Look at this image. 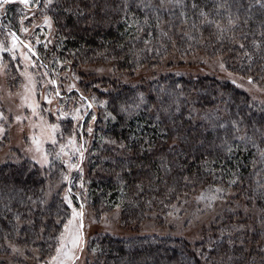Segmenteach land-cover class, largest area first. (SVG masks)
Returning a JSON list of instances; mask_svg holds the SVG:
<instances>
[{"label": "trees", "instance_id": "trees-1", "mask_svg": "<svg viewBox=\"0 0 264 264\" xmlns=\"http://www.w3.org/2000/svg\"><path fill=\"white\" fill-rule=\"evenodd\" d=\"M59 2L55 0L54 4ZM107 2L109 7L104 11L84 9L91 14L79 19L76 15L62 17L64 28L55 24L63 41L58 48L66 58L82 65H109L115 73L127 76V82L111 76L98 79L106 90L98 92L97 99L107 103L100 109L96 122L98 136L95 134L94 146L85 157L86 162L82 163L86 169L83 188L86 197L82 194L80 199L85 197L88 207L99 213L120 208L123 228L92 236L96 253L90 264H212L213 261L229 264L228 256L239 258L241 255L245 257L244 264H262L264 222L261 209L264 205L247 203L246 190L249 186L256 187L253 183L254 164L257 168H264L260 161V152L264 151V98L263 93L257 94L243 83L249 73L240 71V66L247 61L241 59L243 53L235 45L244 43L245 51L254 54V67L264 64V10L256 6V0H242L244 8L253 5L251 19L235 29V41L219 42L211 35L213 29L207 27L198 28L200 35L193 41L183 35L194 31L191 28V20L195 19L191 11L193 0H183L188 6L183 9L190 18L187 24L181 23L182 9L178 7L166 5V11L157 14L154 8H137L141 0L134 3L127 0L131 9L125 18V13L117 8L125 0H115V4L112 0ZM146 2L158 5L159 0ZM96 3L103 7L105 0H96ZM195 3L205 11L215 7L214 0H195ZM157 15L160 17L159 27ZM245 15L241 11L242 20ZM53 18L55 21V16ZM137 23L140 31H137ZM162 32L167 35H162ZM241 32L246 39L239 38ZM145 40L149 41L147 45ZM254 42L261 45V51H256ZM197 51L226 57L228 72L191 74L178 69L175 63H169L173 57L180 60ZM252 74L262 75L259 72ZM254 83L264 86V78ZM140 94L145 97L148 108L141 107L131 114L120 111L126 102H138ZM158 97L164 101V108L174 105L170 114L157 111ZM176 106L179 111H176ZM109 113L115 119H106ZM157 115L160 116L159 121ZM233 121L238 122L240 131L237 135L247 134L255 140V145L251 141L237 142L231 152L223 146L225 138L228 143H233ZM220 124L228 126L227 132L218 128ZM110 140L116 143H107ZM121 143L128 147L121 149ZM174 143L177 145L175 150L171 147ZM235 174L242 178L243 187L237 185L228 189L227 182L235 179ZM75 176L80 179V173ZM181 176L193 177L197 182L194 186H185ZM176 180L180 181L178 185L174 183ZM47 181L41 179L40 171L31 162L0 166V189L4 185H14L32 195L29 189L38 191L42 186L47 187ZM215 187L240 195L231 197V202L224 204L219 218L200 239L192 241L180 236L139 231L138 226L143 221L152 217L162 220L172 214L173 206L176 209L190 202L198 192ZM170 188H176L175 195L168 192ZM61 198L56 194L48 198L52 214L44 217L49 225L44 233L45 240H48L50 232L58 235L63 228V224L55 225L54 221L60 218L66 221L70 216L69 209L61 207ZM24 204L19 197L13 201V211L25 214L22 217L25 230L21 236L27 231L29 218ZM226 208L232 211H223ZM65 210L68 216H65ZM0 215H3L2 211ZM33 218L38 230L39 213ZM241 228L243 230H239ZM0 229L4 232L10 230L6 222L0 223ZM13 242L17 247H25L22 240ZM27 248L35 249L37 256L44 259L54 251V247L49 250L48 243L40 242L29 243ZM10 251L0 239V261L3 264H10L7 260ZM26 254L28 257L33 255L31 251H26ZM16 262L22 263L21 260ZM233 264H236L235 260Z\"/></svg>", "mask_w": 264, "mask_h": 264}, {"label": "snow or ice", "instance_id": "snow-or-ice-1", "mask_svg": "<svg viewBox=\"0 0 264 264\" xmlns=\"http://www.w3.org/2000/svg\"><path fill=\"white\" fill-rule=\"evenodd\" d=\"M41 2L43 4L42 8ZM132 2L134 3L135 0H132ZM16 3L23 5L24 9L29 10L27 12H24L22 10L20 14V20L18 21L21 25V27L19 28L20 33L29 32V28L23 26L25 20H28L30 22H33L35 20L36 12L32 11V8L40 10L43 14V24H34V30L41 29L43 27H47L51 30L53 28V23L60 25V28H64L66 26L61 23L62 17L67 18L71 17L72 15H76L79 19L91 14L90 12H85L84 9L104 11L109 7L107 0H105L103 7H101L100 4H97L96 0H60L59 3L55 4L54 0H0V17H6L8 7ZM112 3L115 4V0H112ZM214 4L215 7L213 10L205 11L203 8H200L197 3H195V0H193L191 4V11L194 13L195 19L191 20V28L194 31L191 34L183 33L185 37H187L189 40L195 41L197 36L200 35L197 29L201 27H207L213 29L211 35L214 36L215 39L219 42H223L224 40H236L235 29L241 24H247L248 20L251 19L250 13L253 5L249 4L247 8H244L242 0H214ZM166 5L181 8V23H189L190 18L188 16V12L183 10L186 9L188 6L183 3V0H159L158 5H153L146 2V0H141V2L136 5V7L143 8L146 10L154 8L156 13L159 14L161 12L166 11ZM256 6H258L261 10H264V0H256ZM233 7L235 8V11H233ZM117 8L120 11H123L125 13V18H127V13L131 9V4L128 3L127 0H125V2L118 5ZM197 9H199L198 12L196 11ZM241 11H244L246 13L243 20L241 19ZM47 12L53 13V16H55V21L53 20V16L45 14ZM217 17H219V19ZM133 19H135V17H133ZM156 21L157 27H159V15H157ZM145 23H147V21H145ZM10 27L11 20H9L8 24H5L3 23V21H0V34H2L3 37L0 38V57H2L4 53H9L11 54V59L16 60L18 58V49L26 50L19 52V56L25 61H27V64L25 65V70L20 73V75L23 76L24 80L26 81L23 84L25 95L22 97V100L24 107L31 110L32 116L37 117L39 123L31 124V127L35 131H33L30 137H26V139L30 140L31 143L29 147L24 149V151L25 154L28 156V159L31 161L33 167L40 171L41 179H48L49 184L47 185V187L42 186L38 191L29 189L28 191L32 192V195H27L23 189L18 190L14 185H4L3 188L0 189V211H2L3 213V215H0V223L6 222L8 228L10 229L6 232L0 229V239H3L4 247L7 250H11V252L13 253L21 251L20 248L16 246V243L13 242V240L16 242L22 240L24 242L26 251H32L31 249L27 248V245L29 243H48L49 250L54 247V253L50 255V257L47 259H44L41 256H35L34 258L36 260H42L43 264H77V262L80 260V256L84 252V204L81 203L79 205V208L81 209L80 211H78L77 207L73 205V196H75L77 199H80V194L72 193V181L69 175L65 174V169L67 171L75 169L78 173H80L81 183L79 184V188L83 189V170L81 165L85 158V152L88 151V149L86 148L88 141L84 140L83 138L85 134L84 123L86 122V117L88 115H91L92 121L96 120V116L87 111V109H90L92 107V104L87 102V98L80 94L75 88V85L73 84L67 89V92H77V94L80 96V102L84 104V107H76L72 112H64L63 108H58L56 110L58 113V119L71 116V119L76 122L72 134L68 136L66 143L61 142V140L63 139L62 133L59 134L61 136V139H57L59 124H49L44 120L42 115H38V110L39 112L47 111L49 114H52V111L51 108H43L39 102L33 99V96L36 95V87L39 81L34 80L32 74L26 70L28 67L36 68L38 66L43 68L45 66L42 63L37 65L36 62L32 60V57L37 56V53L33 50L31 43H26L24 40H21L19 35L17 34V31L9 30ZM136 27L137 31L141 30L139 23H137ZM161 34L167 35V33L163 32ZM148 35L151 36V33H148ZM66 38L67 35L64 37V39ZM135 38L137 37H134V39ZM239 38L241 40H244L246 39V35L241 32ZM50 42L51 41H47L45 43V48H47V44ZM37 43L39 44L40 41L37 40ZM58 43L62 44L63 41L60 40L58 41ZM144 43L145 45H147L149 41L145 40ZM235 46L238 47L243 53L241 59L247 61V64H241L240 71L249 73V75L247 76L248 83L253 84L255 80L264 78V64L254 67V65H256V58L253 53L245 51V44L239 43ZM253 47L256 49L257 52L261 51V45L259 43L254 42ZM0 62H2V60H0ZM53 62H57L55 61V58ZM61 66L63 67L62 64ZM220 67L223 69L225 67L224 63H220ZM16 68L17 70H19V65H17ZM254 72H259L262 75L254 76L252 74ZM48 77L49 72L45 71L41 74L40 81H43L45 84L54 87L55 89L54 96L51 93L43 96V102L47 105H51L53 99L63 100L64 97L59 90V86H57V81ZM41 86H43V84ZM94 99L95 98L93 97V100ZM137 99L138 102H126L120 107V111L127 114H131L140 109L141 107H149L143 94H140ZM157 101L159 105V107H157V111L162 114H170V109L174 105L170 104L167 108H164V101L159 97L157 98ZM176 111H179L178 106H176ZM109 117H111L110 113L105 118L107 119ZM111 118L115 119V117ZM9 119H11V121L14 123H22L23 121L27 120L28 117L23 115L6 117L4 115V112L0 111V134H3L5 132V125L8 124ZM156 119L157 121H159L160 116L157 115ZM218 128L223 129L225 130V132H227L228 126L220 124L218 125ZM231 128L233 130V143H228L227 138H225L223 141V146L226 147L229 152L232 151L233 144L237 142L245 143L247 141H251V143L255 145V140H252L250 137L247 136V134L242 136L237 135L240 131L238 122H231ZM21 131H23V128H21ZM86 133L88 136L92 135L93 127L91 123H88ZM133 139L135 138L133 137ZM107 143L115 144L116 141L110 140L107 141ZM148 143L150 144L151 141H148ZM45 145H50L52 150L49 151L48 148L45 147ZM119 147L121 149H125L128 146L121 143ZM171 147L173 148V150H175L177 145L174 143ZM260 161L262 164H264V151L260 152ZM57 162H59V168H57ZM253 168V176L255 177L253 183H255L256 187H248V189L246 190L248 193L246 197V202L249 204H255L258 202L264 205V175H262V173H264V168H257L255 164ZM165 171H170V169H165ZM56 172H59L60 180L59 183L53 184L51 183V180L52 177L56 175ZM209 172H211V169H209ZM45 173H47V176H45ZM235 175V179L229 180L227 182L228 189L237 185L243 187L242 178L239 176V174ZM181 179L183 180L185 186H188L190 184L194 186L197 182L196 179L190 176H181ZM64 182H67L68 188L65 195L61 198V207L66 206V209H71V215L68 216V212L67 210H65V216H68L67 220L65 221L63 218H60L54 221L55 225L63 224L62 230L59 231L58 235L50 232L48 240H45L44 233L46 230H48L49 225L47 223V220L44 219V217H50L52 214L50 211L51 206L48 203V198L51 196L53 188L55 187L56 189H59V187L62 186ZM157 182H159V178L157 179ZM174 183L178 185L180 181L176 180ZM228 189H225L223 187L209 188L206 192H202L200 196L197 197V202H203L205 208L209 209L213 208V206L217 202H221L224 204L230 203L231 197L240 194L231 193L230 191H228ZM140 190L143 191V189ZM168 192L171 195H175L176 188H170L168 189ZM56 194L59 195L58 190ZM18 197L19 201L25 202L24 206L28 209L27 216L29 218L26 221L27 231H25V234L23 236H21L20 233L25 230L22 222V217L25 214L13 211V201H16ZM173 207L174 210L179 211V209H175V206ZM237 207H239V205H237ZM223 211H232V209L226 208L223 209ZM37 212L39 213L40 225L38 230L36 219L33 218L35 217ZM59 212L60 208L57 209L58 216ZM169 215H171V213H169ZM9 217H12V219L9 220ZM261 219L262 222H264V208L261 209ZM239 230L243 229L241 228ZM229 243L231 244L232 241L229 240ZM241 248L243 249V244L241 245ZM40 251H43V249H41ZM93 252H95V249H93ZM205 259L207 260L208 258L206 257ZM234 260L236 261V264H244L245 257L244 255H241L239 258L228 256L229 264H233ZM0 264H3V262L0 261ZM212 264H216V262L213 261ZM262 264H264V262H262Z\"/></svg>", "mask_w": 264, "mask_h": 264}, {"label": "rangeland", "instance_id": "rangeland-1", "mask_svg": "<svg viewBox=\"0 0 264 264\" xmlns=\"http://www.w3.org/2000/svg\"><path fill=\"white\" fill-rule=\"evenodd\" d=\"M42 7L43 4L41 2V8ZM22 10L24 12L29 11L28 9H24V6L19 3L13 4L8 7L7 16L0 17V21L8 24L9 20H11V27L9 30H16L22 40L27 43L30 42L33 50L37 53V56H33L32 60L35 61L37 65L42 63L45 66L43 68L38 66L36 68L28 67L26 69L32 74L34 80L39 81L36 87V95L33 96V99L39 102L43 108H51L52 111V114H49L47 111L39 112L38 110V115H42L44 120L49 124H59L57 139H61L59 134L62 133L63 139L61 142L66 143L68 136L72 134L76 122L71 119V116L58 119V113L56 110L58 108H63L64 112H72L76 107H84V104L80 102V96L77 92H67V89L74 84L78 92L87 98L88 103L92 104V107L87 109V111L96 116V120L92 121L91 115H88L86 117V122L84 123L85 134L83 138L88 141L86 145L88 151L85 152L86 157L88 152L91 151V147L94 146V141L96 139L95 134L98 136L96 122L100 109L104 108L105 103L104 100L97 99L98 92L106 90L103 83L98 81V79L111 76L113 79L117 77L116 79L125 82L127 76H121L122 73H115L109 65H95L89 63L82 65L77 62H73L70 58H66V56L62 54L58 48V41L62 40V35L60 36L59 33H57L55 23H53V28L51 30L47 27L34 30V24H43V14L38 9H31L36 12L35 20L33 22L28 20H25L24 22L23 26L28 27L29 32L20 33L19 28L21 25L18 21L20 20ZM45 14L52 16L50 12ZM0 38H3L2 34H0ZM37 40L40 41L39 44L37 43ZM47 41L51 42L48 43L47 48H45L44 45ZM20 51L26 50L18 49V58L16 60H12L11 54L9 53H4L2 57H0V60H2V62H0V111H3L6 117L23 115L28 117V119L22 123H14L11 119H9L8 124L5 125V132L0 134V166L8 163L19 165L25 161L31 162L24 151V149L29 147L31 143L30 140L26 139V137H30L33 131H35L31 127V124L39 123L38 118L33 117L31 110L25 108L23 104L22 97L25 95L23 84L26 81L20 73L25 70L27 61L19 56ZM54 58L55 61H57L56 63L53 62ZM172 59L174 60L169 61V63H175L174 65H176L178 69L191 74H225L228 72V59L224 56L215 57L205 52L197 51L187 55L184 59L179 60L177 57H173ZM220 63H224L225 67L223 69L220 67ZM17 65H19V70L16 68ZM45 71L49 72L48 78L55 79L57 81V86H59V90L64 97L63 100L53 99L51 105H47L43 102L44 95H48L49 93L53 96L55 95L54 87L48 86L43 81H40V76ZM243 83L255 93H263L262 98H264V86H261L258 83L249 84L246 80ZM42 84L43 86H41ZM200 93L205 94L206 92ZM93 97L95 98L94 100ZM88 123H91L93 127V133L91 136H88L86 133ZM21 128H23V131H21ZM45 147H47L49 151L52 150L50 145H45ZM83 162H86V158H84ZM81 167L83 170L84 183L86 169L82 165ZM65 174L69 175L72 181V193H79L80 198L83 195L86 197V191H84L85 189L79 188L81 179H76L77 177L75 175H77V170L73 169L71 171H67L65 169ZM59 180L60 174L58 173L52 178L51 183L57 184L59 183ZM48 184L49 180L46 185ZM67 188V182H64L59 189L54 187L49 199L57 193V190L59 191V195L63 197ZM206 191L207 190L198 192L193 196V198H191L190 202L176 208L179 209V211L174 210L171 215L164 217L162 220L152 217L143 221L138 226L139 231L144 234L149 233L155 235H166L169 237L180 236L183 239L185 238L192 241L200 239L204 235L205 230L216 222L217 217L220 216L222 207L224 206V203L217 202L213 208L209 209L205 208L203 202L198 203L197 197H199L202 192ZM85 197L84 199L79 200L75 196L72 198L73 205L77 207L78 211L81 210L79 205L81 203L84 204V252L80 256V260L77 264H90V262L93 261L96 248L92 244V236L99 235L106 230H117L123 228L121 225L122 212L120 208H116L106 213H99L95 209L88 207ZM69 212L71 215V209H69ZM97 223H99V225ZM18 248H20V252L13 253L10 251L11 257H7L10 264H18L16 261L19 262V260L22 261V263L19 262V264H43L42 261H38L34 258L37 256V251L35 249L31 251L33 254L32 257H28L25 247ZM93 249H95V252H93ZM53 253L54 251L52 254Z\"/></svg>", "mask_w": 264, "mask_h": 264}, {"label": "water", "instance_id": "water-1", "mask_svg": "<svg viewBox=\"0 0 264 264\" xmlns=\"http://www.w3.org/2000/svg\"><path fill=\"white\" fill-rule=\"evenodd\" d=\"M21 39V38H20ZM22 40V39H21ZM27 43V42H26ZM83 226H84V221H83ZM83 234H84V231H83Z\"/></svg>", "mask_w": 264, "mask_h": 264}]
</instances>
